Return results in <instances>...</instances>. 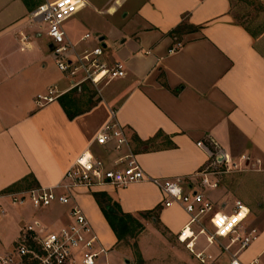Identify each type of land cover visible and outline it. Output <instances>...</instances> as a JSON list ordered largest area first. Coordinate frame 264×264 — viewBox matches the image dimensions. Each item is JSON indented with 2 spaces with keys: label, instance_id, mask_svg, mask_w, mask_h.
Here are the masks:
<instances>
[{
  "label": "crops",
  "instance_id": "obj_1",
  "mask_svg": "<svg viewBox=\"0 0 264 264\" xmlns=\"http://www.w3.org/2000/svg\"><path fill=\"white\" fill-rule=\"evenodd\" d=\"M254 1L264 5V0ZM41 4L39 0H0V195L58 184L107 123L111 110L117 111L137 161L149 177L187 179L185 189L203 191L215 206L231 205L234 200L217 203L223 196L221 190L198 187L196 175L210 160L197 143L207 149L212 144L232 160L249 155L264 168V28L248 29L236 22L230 0H85L78 14L92 8L113 23L94 31L98 35L82 46L77 41L79 47H96L99 37L106 60L124 63L127 77L104 85L99 103L72 120L59 99L43 107L37 104V96L47 94L49 88H69L49 55L51 44L47 47L39 39L43 24L31 13ZM183 23L195 31L172 36ZM65 29L68 33L66 25ZM91 32L85 28L81 38ZM177 43L182 47L169 53ZM65 80L68 87L60 89ZM92 149L106 157L102 148ZM101 192L134 217L156 209L158 219L152 224L158 221L177 242L175 258L190 260L178 240L189 216L178 206L164 208L165 197L153 184L138 183L121 189L107 186L96 189L91 197L80 194L76 198L108 251L110 264L135 260L125 249H118L117 237L93 195ZM11 206L4 205L7 214L0 220L1 224L10 218L2 230L3 234L9 230L10 235L0 238L6 243L3 251L12 248L29 222L40 221L52 230L69 222L67 206L39 211L14 207V212ZM152 224L146 223L137 245L141 259L155 264L151 251L141 244L149 231L158 233ZM222 254L214 244L208 256L221 259ZM239 259L244 264L254 260L264 264V226ZM101 262L105 264L104 259Z\"/></svg>",
  "mask_w": 264,
  "mask_h": 264
},
{
  "label": "built area",
  "instance_id": "obj_2",
  "mask_svg": "<svg viewBox=\"0 0 264 264\" xmlns=\"http://www.w3.org/2000/svg\"><path fill=\"white\" fill-rule=\"evenodd\" d=\"M84 8L85 0H46L31 14L34 20L46 27L56 66L69 82L65 91L51 87L47 94L38 95L37 104L40 107L57 101L66 92L81 91L85 84L98 87L127 77L124 63H109L106 60L99 37H96L99 45L91 48L79 47L80 43L93 39L90 33L85 34L79 44L69 38L65 24ZM182 45L177 43L169 53L178 51ZM196 145L206 151L210 160L208 166L196 175L199 178L198 187L215 190L218 188L217 176L211 167L233 166L232 159L223 150H215L212 144L208 149L201 143ZM93 146L102 148L106 157L98 156ZM188 181L184 178L149 177L137 161L131 139L120 124L117 111L111 110L107 123L58 184L0 195V220L7 214L2 204L5 200L17 208L30 207L38 211L54 205L70 208L68 224L59 229L52 230L37 220L25 224L12 248L0 249V264H100L103 259L105 264H110L108 251L100 244L76 198L107 186L121 189L138 183H151L157 187L165 197L164 208L178 206L186 212L189 221L178 238L187 244L201 263L210 260L211 256L205 255L204 250L194 252L196 239L200 236L204 237L206 246H219L222 253L229 256L228 264H244L239 255L259 237L256 229L246 226L247 206L240 200H234L231 205L222 203L215 206L203 195V191L185 189ZM204 223L207 227L203 226ZM222 241L227 243L223 245ZM248 264L257 263L254 260Z\"/></svg>",
  "mask_w": 264,
  "mask_h": 264
},
{
  "label": "rangeland",
  "instance_id": "obj_3",
  "mask_svg": "<svg viewBox=\"0 0 264 264\" xmlns=\"http://www.w3.org/2000/svg\"><path fill=\"white\" fill-rule=\"evenodd\" d=\"M39 1L42 4L46 3V0ZM99 1L102 3L103 0ZM230 1L232 3V11L234 12V19L236 20V22L248 29L258 30L264 28V5L254 0ZM120 16L121 15H117L116 18H119ZM111 22V19L105 14H102L99 11H95L92 8H89L86 13H80L76 15L71 21L67 22L65 25L67 27L68 35L71 37V40L73 42H77L80 41V38L83 35L82 33L84 32L85 28L91 30L92 35H98L94 31H99L105 28ZM41 26L42 27H40V32L42 34L39 39L42 43L47 44L48 47L50 44V39L47 36L46 27L44 25ZM120 41L121 40L117 39V43H120ZM80 45L82 46V44ZM109 51L110 53H113V49L110 48ZM49 55H51L52 58H54L55 60V57L52 53H49ZM51 65H54L53 61L51 62ZM85 86L87 88L86 91L84 90ZM60 87V89L68 87V82L66 80L63 81ZM103 88L104 85L95 87L91 84H85L82 86L81 92H78L79 94L77 95V98L81 99L85 103V108L92 104L96 105L101 100L102 95L100 94V91ZM150 147L151 146L139 147L138 149L143 150L149 149ZM212 151L214 152L213 148ZM242 156H244V159H242ZM232 162L234 165L230 167H227L225 165L211 167V169L214 170L217 176L216 179L218 182V188L215 190H221L223 192V196H221L217 203L221 200H223V202H232L233 200L238 199L242 201L245 205H248L250 207V213L245 223L248 228L256 229L259 233L262 227L264 226V168L262 166V162L246 154L233 157ZM235 165H237V168H235ZM87 195H89L90 197L92 196L91 194ZM4 205L10 206V203L8 201H5ZM14 207L15 206H11L10 208H13L12 212H14V210H16L15 208H17ZM135 218L141 221L145 231V229L147 228L146 223L149 222L152 224L155 218L158 219V216L157 214H154L148 217L147 219H144L140 215ZM9 219L10 218H8L6 221H8ZM6 221L0 224V238L2 239H4V237H8V234L10 235L9 230L5 234H3L2 231L3 229H5L4 226H6ZM152 225L158 233L154 232L153 230L149 231L148 234H146L142 238L141 244L144 249L151 251L152 257L154 258L153 260H155V264H160L159 261H161V264H180V262L181 264H228L229 256L224 252L222 254L221 259L220 256H215L212 257V259L210 260H205V263H201L199 259H197L195 255L190 252V250L187 248V244L185 243L183 250L189 252L190 260L189 258L186 259L183 257H180L179 259L175 258L174 247L177 246V242L171 238L169 233L163 228V226L160 225L158 221ZM203 226L207 227V224L204 223ZM208 230L210 229L208 228ZM142 233H139L135 238L128 237L123 239L119 243L118 249H125V251L128 252L126 254L131 256L135 260L134 264H151L152 262L145 263L139 255L137 242L139 236ZM159 234H161V243L159 239ZM199 240V244L196 246V248H194V252L196 253L200 248L207 247L205 255H208L211 246H206L204 237L201 236ZM224 243L227 242H222L223 245ZM4 245H6V243L2 240L0 242V249L1 247H4ZM217 247L219 248V246ZM219 249L221 250V248ZM231 251L234 250L231 249ZM129 252H131V254H129Z\"/></svg>",
  "mask_w": 264,
  "mask_h": 264
},
{
  "label": "trees",
  "instance_id": "obj_4",
  "mask_svg": "<svg viewBox=\"0 0 264 264\" xmlns=\"http://www.w3.org/2000/svg\"><path fill=\"white\" fill-rule=\"evenodd\" d=\"M188 29L190 30L188 31ZM194 31V28H188V26L183 23L174 32H172V36H182L184 33H191ZM85 88L86 86L84 87V90L86 91L87 88ZM78 91L79 90L77 89L73 90L59 98L61 107L71 120L90 111L95 106V104H92L85 108V103L81 99L77 98V95L79 94ZM178 91L179 90L176 92ZM93 195L119 243L128 237L135 238L139 233L144 231L142 223L133 215L123 213L120 205L113 202L108 194L101 192L94 193ZM154 214H156V209L154 211L142 213L141 216L144 219H147Z\"/></svg>",
  "mask_w": 264,
  "mask_h": 264
},
{
  "label": "water",
  "instance_id": "obj_5",
  "mask_svg": "<svg viewBox=\"0 0 264 264\" xmlns=\"http://www.w3.org/2000/svg\"><path fill=\"white\" fill-rule=\"evenodd\" d=\"M52 49V46H50V50Z\"/></svg>",
  "mask_w": 264,
  "mask_h": 264
}]
</instances>
